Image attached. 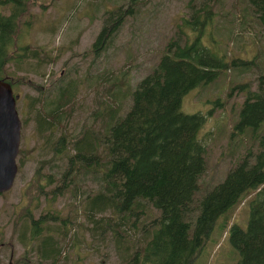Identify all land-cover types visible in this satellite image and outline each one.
<instances>
[{"label":"trees","instance_id":"1","mask_svg":"<svg viewBox=\"0 0 264 264\" xmlns=\"http://www.w3.org/2000/svg\"><path fill=\"white\" fill-rule=\"evenodd\" d=\"M145 1L131 0L124 7L116 4L106 9L88 51L95 56L110 46L124 17L136 15ZM245 3L247 8L262 10L253 16L264 25V0ZM0 5L7 10H0V79L13 86L16 79L8 71L9 62L21 69L28 55L37 58L39 65L47 54L41 51L39 58L36 50L18 45L16 30L27 0H0ZM184 6L188 7L186 16L180 14L174 25L178 34L168 37L148 72L132 83L125 70L119 72L120 67L107 72L110 88L94 92L101 110L97 126L82 122L74 132L65 127L81 90L78 78L69 77L48 87L35 83L36 95L29 98L28 92L23 94L27 114L33 112L29 117L36 136L49 143L53 157L61 156L65 162L58 175L53 158L44 160V166L50 167L45 174L43 160L33 169V194L22 204L21 216L12 228L14 233L20 232L18 240L25 249L18 262L75 264L81 228L91 238L113 244L115 260H100L99 264H194L216 225L219 234L237 249L232 264H264V64L257 58L263 52L255 54L252 66L242 68L253 78L229 84V76L224 100L218 97L214 104L221 105L235 91H244L230 135L243 134L249 148H243L220 181L194 196L205 168V147L197 137L204 115L183 112L182 96L211 80L218 69L225 79L229 62L242 60L232 59L230 54L227 62L225 53L219 57L209 48L208 30L215 25V7L226 14L223 0H186ZM238 11L244 24L253 19L245 17L244 6ZM27 78L22 82L28 84ZM19 112L25 123L20 107ZM60 120L64 124H59ZM84 178L94 185L88 192L79 191L86 184ZM67 189L72 196L70 207L65 211L51 208L54 199ZM40 196L47 207L34 215L37 204L32 201ZM245 204L247 220L241 227L234 218ZM80 213L86 222L77 219Z\"/></svg>","mask_w":264,"mask_h":264},{"label":"rangeland","instance_id":"2","mask_svg":"<svg viewBox=\"0 0 264 264\" xmlns=\"http://www.w3.org/2000/svg\"><path fill=\"white\" fill-rule=\"evenodd\" d=\"M245 1L248 2V0L239 3L238 0H223L225 16L220 7L216 6L213 18L215 25L208 30L210 44L205 37L202 38L217 56L221 57L225 53L228 56L227 62L230 54L232 59L242 61L229 62L225 79H223V71L218 69L211 80L191 88L182 96L180 102V109L183 112L197 111L204 115V120L197 130V137L205 147V168L199 178L200 189L194 192V196H199L220 181L227 168L244 152L243 148H249L243 134L234 132V135H230V130H233L232 118L234 120V112L244 91H235L236 93L234 92L221 105H214L218 97L224 100L229 76V84L253 78L248 69L243 71L242 68L245 65H253L252 59L256 53L263 52V55H258L257 58L259 63L262 61L264 64V25L257 22L253 16L258 15L260 10L247 8ZM128 2L131 0H27L26 10L20 16L16 30L18 45L25 44L28 50H36L39 52V58L41 51H44L47 57L39 59L37 65L38 59L28 55L23 58L21 69L14 67L11 62L8 66V71L13 72L12 76L16 79L15 85L12 86L13 90L20 95L16 100L18 116L21 122L20 107L24 111L22 115L26 118V122L20 124L19 144L15 156L17 171L13 183L8 190L0 194V264H8L10 261L14 264L25 251L18 240L20 232L14 233L12 228L16 225L14 222L16 218L21 216L22 204L30 194H33L34 188L30 180L35 165L39 160H43L42 171L45 174L50 167L44 166V160L53 158L52 162L58 164L55 170L58 175L57 171L65 162V158L60 159L61 156L53 157L49 143L36 136L34 124L29 117L33 112L28 110L29 115L27 114V99L23 94L28 92L29 98L36 95L37 92L33 89L35 83L47 86L50 83L58 84L69 77L78 78L81 90L75 100V109L65 127L70 132H74L82 122L97 126L101 110L94 92L110 88L107 72L117 71L120 67L119 72L125 70V76L129 77L130 83L139 75L148 72L147 70L158 59L168 37L170 35L176 37L178 34L174 25L179 15L186 16L188 11V7L184 6L186 0H146L139 7L137 14L134 12L136 15L124 17L110 46L101 50L99 55L93 56L88 51V46L102 24L100 17L106 9H113L116 4L124 7ZM242 6L246 8L247 19L253 16V19L245 21V24L241 22L238 11V7ZM0 10L7 11L2 5ZM239 25L243 27L242 30ZM247 59L250 62L244 64L243 60ZM25 77L30 79L27 78L28 84L22 82ZM61 123L64 124L60 120L59 124ZM57 131H60V128H57ZM261 131H264V125ZM46 132L48 130L44 133ZM84 180L86 184L79 191L88 192L94 185L87 178ZM71 201L72 196L67 189L54 199L50 207L65 211L70 207ZM46 202L43 196L32 201V204H37V208L33 209L34 215L47 207ZM80 206L83 207V204ZM150 210L153 214L157 213L151 207ZM247 213L248 205H242L234 218L239 226L245 227ZM84 218L83 213L77 216V219L86 222ZM87 225L90 226V223L88 222ZM219 235V229L215 225L194 264H199L203 260L206 264L235 262L238 257L237 249L228 237L221 236L222 234L219 237ZM77 237L80 245L75 249V264H99L100 260L102 262L115 260V251L111 242L91 238L87 231L81 228L77 231ZM217 238V242L213 244ZM10 251L11 257H9ZM30 254L34 257L33 252ZM28 255L26 251L25 259L29 260ZM17 263L25 264L20 261Z\"/></svg>","mask_w":264,"mask_h":264},{"label":"water","instance_id":"3","mask_svg":"<svg viewBox=\"0 0 264 264\" xmlns=\"http://www.w3.org/2000/svg\"><path fill=\"white\" fill-rule=\"evenodd\" d=\"M17 93L11 84L0 79V193L8 190L14 180L17 163L20 119L16 109Z\"/></svg>","mask_w":264,"mask_h":264},{"label":"flooded vegetation","instance_id":"4","mask_svg":"<svg viewBox=\"0 0 264 264\" xmlns=\"http://www.w3.org/2000/svg\"><path fill=\"white\" fill-rule=\"evenodd\" d=\"M11 256H12V252L10 251V253H9V257H11ZM8 264H13V262L10 261ZM14 264H18V263H17V260L14 262Z\"/></svg>","mask_w":264,"mask_h":264},{"label":"bare ground","instance_id":"5","mask_svg":"<svg viewBox=\"0 0 264 264\" xmlns=\"http://www.w3.org/2000/svg\"><path fill=\"white\" fill-rule=\"evenodd\" d=\"M11 88H12L13 93H15L14 90H13V87H12V86H11ZM19 97H20V95L18 94L17 99H18ZM17 99H16V100H17ZM15 104H16V102H15Z\"/></svg>","mask_w":264,"mask_h":264}]
</instances>
